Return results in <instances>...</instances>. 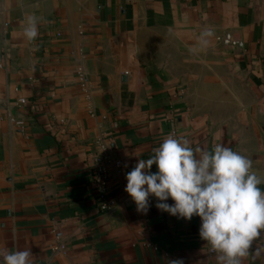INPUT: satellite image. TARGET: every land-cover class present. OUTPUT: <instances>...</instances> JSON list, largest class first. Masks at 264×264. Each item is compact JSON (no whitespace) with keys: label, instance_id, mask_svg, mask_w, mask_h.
Instances as JSON below:
<instances>
[{"label":"crops","instance_id":"1","mask_svg":"<svg viewBox=\"0 0 264 264\" xmlns=\"http://www.w3.org/2000/svg\"><path fill=\"white\" fill-rule=\"evenodd\" d=\"M169 135L230 147L264 179V0H0V251L30 250L32 264H218L199 217L154 197L140 212L125 191ZM102 137L123 163L104 212L90 163ZM257 243L241 264H264Z\"/></svg>","mask_w":264,"mask_h":264},{"label":"clouds","instance_id":"2","mask_svg":"<svg viewBox=\"0 0 264 264\" xmlns=\"http://www.w3.org/2000/svg\"><path fill=\"white\" fill-rule=\"evenodd\" d=\"M22 27L25 39L34 40L38 18L26 15ZM199 43L207 44L203 35ZM125 178V191L138 211L147 212L154 197L158 210L188 221L199 217V237L217 253L218 264H241L264 235V179L252 169L251 160L223 144L194 149L188 140L169 135L150 157L138 159ZM262 247L256 244L257 254ZM0 256V264H32L27 249L3 250Z\"/></svg>","mask_w":264,"mask_h":264},{"label":"built area","instance_id":"3","mask_svg":"<svg viewBox=\"0 0 264 264\" xmlns=\"http://www.w3.org/2000/svg\"><path fill=\"white\" fill-rule=\"evenodd\" d=\"M227 42H231L229 36L227 37ZM77 77L82 87H86L88 85V79L82 70L78 71ZM97 147L98 149L93 151L91 154L90 163L93 167L92 179L98 188V196L101 200L100 208L104 212L110 210L112 206V202L108 200V197L106 196V181L112 175L113 171L120 168L123 163L121 160L114 159L111 156L104 137L99 139ZM210 252L215 253L211 248Z\"/></svg>","mask_w":264,"mask_h":264}]
</instances>
